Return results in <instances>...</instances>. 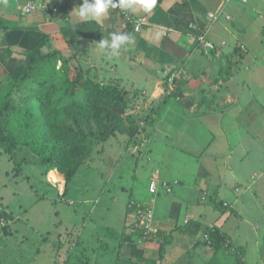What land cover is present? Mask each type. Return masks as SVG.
Wrapping results in <instances>:
<instances>
[{
	"label": "crops",
	"instance_id": "0c3cea01",
	"mask_svg": "<svg viewBox=\"0 0 264 264\" xmlns=\"http://www.w3.org/2000/svg\"><path fill=\"white\" fill-rule=\"evenodd\" d=\"M29 2L38 6L33 13L25 14L23 8ZM234 2L242 6L239 8ZM79 6L81 0H1L0 19L5 20L13 30L0 31V43L4 47L10 46V52L12 46L18 50L26 48V44L43 50L49 39L55 40L57 37L70 44L71 49L76 48V51L85 46L83 49L86 51L84 56L87 62L95 60L94 63L99 65L102 61L105 63L106 59L112 64L119 63L117 71L120 75V89L126 92L128 105L136 107L132 110L126 109L127 115L135 119L141 109V106H137V102L143 97L135 91L130 93L134 101L129 100L130 89L125 87H128L129 80L136 82L140 74L142 80L137 83L139 87L132 88L142 90V94L147 97L142 108L144 111L150 108L149 122L154 121L153 114H156L158 120L161 109L166 118L177 113L176 119L170 118L167 123L174 121L173 126L178 127L179 131H168L166 125L164 131L154 130L155 145L146 149L145 126L137 133L136 144H131L133 155L139 151L138 149L142 151L145 149L142 155L146 152L151 153V149L158 153L155 148L160 136L180 135L177 143L172 141L170 144L172 149L159 153L163 176L160 175V169L157 167L156 173L152 172L149 180L150 184L153 177L158 179L156 193L149 191L148 198H130L124 205L126 219L127 217L134 219V213L128 210L129 204L149 206L152 214V229L158 232V237L150 242L151 244H136L139 240L135 239L131 234L132 229L129 230L127 226L131 244L128 246L119 242L117 248L123 249V256L133 257L137 261L142 260L145 264H235V261L247 264L243 256L244 248L231 241L223 226L217 227L221 221L227 222L235 218L237 215L233 212L243 209L241 203H247L245 211H255L250 205L253 207L256 203V194L248 183V175L245 179L240 169L247 157V150L239 143L233 146L230 142L232 139L230 135L240 137L236 130L237 124L234 126L235 131L230 132L222 131L219 126L223 143L228 150L223 154L224 150L220 146L213 151L219 154L210 155L208 152L214 146L215 139L213 133L206 129L204 119L207 108H211L214 112H229L233 110L234 105H240L242 99L228 92L232 89L230 85L234 83L233 76L225 83L214 80L218 78L220 64L225 61L224 57H228L229 61L234 63L235 61L242 63L252 72L255 70L252 67L254 56L239 41V33L246 34V31L257 22L263 24L259 33L264 32V0H249L247 3L235 0H156V6L151 12H144L140 7L125 11L120 7L110 6L106 15L93 20L82 19L73 12ZM209 15H216L217 19L212 21L208 18ZM138 17H143L144 23L136 31L131 21ZM114 32L130 35L134 40L122 47L119 55L111 58L107 56L103 60L101 56L106 54L97 43L102 39L110 40ZM199 38H203V41L200 42ZM80 39L86 42H81ZM253 41L264 42V36L257 34L253 37ZM206 43L212 48H207ZM238 57H240L239 61ZM260 60H264V57ZM259 68L264 69L261 65ZM109 70L112 71L113 68ZM100 72L106 74L103 70ZM170 74L177 79L175 82L167 81L165 84V77ZM224 84L228 86L224 88ZM205 90L208 92H204ZM154 103L155 105L152 106ZM257 112L264 114V108H260ZM153 132L148 133L149 136L153 135ZM244 133L263 147V161H261L263 169L259 172L261 176L264 174V128L256 132L244 131ZM203 147H207V150L202 151ZM128 150L129 148H126L125 151ZM235 152L239 155L236 161H234ZM8 168V165L1 166L0 174L7 176ZM53 172L57 173L58 181H51L47 174L45 181L52 188L56 187L59 195L63 194L67 186L65 179L56 170L50 171L49 174ZM162 186L168 187L169 192H165ZM160 192L163 196H167V200H160L166 206V210L161 212L158 210L155 214V205L158 201L155 196ZM218 202L221 203V207L217 205ZM99 204L100 202L94 207L92 214L102 210ZM2 209L4 211L0 217L9 219L11 211ZM105 210L107 213L110 212L108 208ZM126 224L125 220L124 228ZM207 227L220 228L221 233L228 239V244L214 254L205 245L202 237L203 229ZM259 231H261L259 238L264 241V222L254 230V232ZM74 232L75 238H81L84 231L80 232L75 227ZM253 237L257 244L258 234L254 233ZM170 238L172 242H169ZM77 243L63 247L53 242L45 247L40 245L35 256L37 260L26 262L27 264H62L64 261L63 258L61 259L62 248L66 249L64 253L77 250V253L84 252L85 256L90 258L85 247H79ZM160 244H162V256L161 261H158ZM113 245L115 246L116 243ZM18 246L19 250H23L22 246ZM126 247L129 251H126ZM262 252L264 247L258 253ZM2 254L8 257V253L2 252ZM50 254L54 261L50 259ZM4 255L2 258L0 255L3 264L19 263L18 259H6ZM19 255L23 256V253Z\"/></svg>",
	"mask_w": 264,
	"mask_h": 264
},
{
	"label": "rangeland",
	"instance_id": "374dc122",
	"mask_svg": "<svg viewBox=\"0 0 264 264\" xmlns=\"http://www.w3.org/2000/svg\"><path fill=\"white\" fill-rule=\"evenodd\" d=\"M236 5L239 8L242 6L239 3H236ZM262 25L261 22H257L246 31V34L239 33V41L254 56L252 67L255 69L252 72L240 62L234 64L232 70L234 83L230 85L232 89H229L228 92L242 99L240 105H234L233 110L229 112H214L211 108H207L204 119L206 129L213 133L215 139L214 146L208 152L210 155L219 154L213 151L220 146L224 150L223 154H226L228 150V147L223 143L219 126H221L222 131L230 132L235 131L234 126L237 124L236 130H238L240 137L230 135L232 138L230 142L233 146L239 143L247 150V157L240 169L245 179L248 175V183L256 194V203L253 204V207L250 205L251 209H255V211H245L247 203H241L243 209L233 212L234 215H237L235 218L217 224V227H224L226 234L234 244L241 245L244 248L243 256L247 264H264V258H262L264 252L258 253L264 247V241L259 238L261 231L254 232L255 228L264 222V174L259 175V172L263 169L261 163L263 161V147L254 138L244 133V131L256 132L264 128V114L257 112L260 108H264V69L259 68L260 65L264 67V60H260L261 57H264V42H252L255 35L264 36V32L259 33ZM51 39L45 43L43 50L37 48V52L34 54L52 53L61 55L69 59V63L73 65L74 69L78 67L84 72L95 76L99 82L115 85L120 89V75L117 71L119 63L112 64L110 60L107 61L105 59L107 55L101 56V59H105V63L102 61L99 65H96L95 60L87 62L84 56L86 51L83 49L85 46L76 51V48L71 49L70 44L63 42L58 37L55 40ZM80 40L86 42V40ZM68 41L70 42L69 39ZM90 43L92 44V42ZM8 49H10V46ZM1 52L4 51L0 50V79L5 82L2 93H8L11 96L10 108L6 112L7 115H10L16 111L15 108L13 110L14 106L20 107L23 105L24 95L23 90L19 89L18 86L10 85L9 81L19 79L29 67H34L37 64L38 55L29 57L30 52L26 48L17 50L15 46H12L9 58L3 61L1 60ZM103 53L105 54V52ZM239 60L240 57H238ZM61 66L62 62L59 60L56 67L60 69ZM112 68L113 70L110 71L109 69ZM102 70L106 74L101 73ZM113 71L115 73H112ZM141 77L140 74L139 78H136V82L129 80L128 87H125L130 89L128 91L129 100L134 101L132 100L133 95L131 96L130 93L135 91L143 97L137 102V106H141V109L135 116V123L138 130L146 126L144 145L146 149H149V146L153 148L155 145L154 130L164 131L165 125L168 131L177 132L179 129L173 126L174 121L167 123L170 118L172 120L176 119L177 113L166 118L163 116L162 109L159 112L158 120L156 114H153L152 119L154 121L149 122L151 116L148 109L150 108L148 107L146 111L142 108L147 97L142 94V90L132 88L133 86L139 87L137 83L142 80ZM169 82H171V79L168 80ZM227 86V84H224V88ZM120 90L124 91L123 89ZM204 92H208V90ZM249 104L254 106L250 107ZM154 105L155 103L152 106ZM134 107L127 105L126 109L132 110ZM214 127H217V129H214ZM152 132L153 135L149 136L148 133ZM136 136L130 140L131 142H127L125 136L116 135L100 144L93 150L89 160L71 178L66 186L65 193L60 195L56 187L52 188L45 181V176L41 174L43 169L39 165H22V172L14 177L12 172L14 170L13 162L9 160L8 155L0 150V168L3 165L9 167L7 176L0 174V206L1 209L6 208L13 213V216L10 214L12 219L8 221V226L5 225L7 227L6 233L0 232V242L5 244V247L12 254V256H5V258L18 259V264H27L26 261L34 262L37 260L35 256L38 254L40 245L45 247L51 242L57 243L60 239L67 240L73 229L77 227L80 232H84L83 236L81 238L77 237L76 241L79 247H85L91 258V263L95 261L100 264H145L142 260L137 261L133 257L123 256V249L117 248L119 242H123L124 245L128 246L131 244L129 242L130 236H128L129 231L124 228V222L127 221L126 225L130 230L134 224V219L128 217L126 219L127 214H125L124 205L130 198L150 197L149 180L152 172L156 173V168L159 167L160 175H162L159 153L163 150L172 149L170 144L172 141L177 143L180 135L160 136L157 141L158 145L155 148L158 153L151 149V153L146 152L142 155L145 149L143 151L138 149L139 151L133 155V146L128 144H136ZM126 148H129V150L125 151ZM203 150H207V147H203ZM238 156L235 152L234 161L237 160ZM49 172H47V175L50 176ZM254 173L255 177L253 178ZM114 198L115 201H113ZM155 198L158 199L156 205L154 203L155 214L158 210L159 212L166 210V206L160 200H167V196H163L160 192ZM98 202H100L99 208L102 210L92 214ZM105 208H108L110 212L107 213ZM2 217L0 219H3ZM124 232H127V234ZM254 233L258 234L257 244L253 237ZM171 240L170 238L169 242H172ZM114 243H116L115 246ZM140 243L142 241H136V244ZM18 245L22 246L23 250H19ZM62 250L64 255L66 249L62 248ZM126 251H129L127 247ZM20 253H23V256H20ZM0 255L2 258V252H0ZM50 256V259L54 261L53 256L51 254ZM0 264H3L2 260H0Z\"/></svg>",
	"mask_w": 264,
	"mask_h": 264
},
{
	"label": "trees",
	"instance_id": "16d2710c",
	"mask_svg": "<svg viewBox=\"0 0 264 264\" xmlns=\"http://www.w3.org/2000/svg\"><path fill=\"white\" fill-rule=\"evenodd\" d=\"M7 30L13 28L0 19V31ZM0 47L4 49L1 60L6 61L11 53L9 46L4 47L0 43ZM36 49L26 44L29 57L35 55ZM37 55L34 67H29L19 79L9 81L10 85L23 90L24 95L23 105L14 106L13 110L15 108L16 111L10 115L6 112L10 108L11 96L2 93L5 82L0 79V150L13 162L14 177L22 172V165H39L43 169L41 174L46 176L47 172L56 170L67 185L100 144L116 135L125 136L127 142H131L139 130L135 119L126 114V92L114 85L99 82L95 76L78 67L74 69L69 59L61 55ZM224 58L225 63L220 64L215 82L225 83L234 75L232 70L237 61L234 63L228 57ZM59 60L62 68L57 69ZM169 79L175 82L177 77L167 75L165 84ZM49 177L59 178L56 172L50 173ZM162 188L169 192L168 187ZM218 203L221 207V203ZM2 211L0 206V214ZM10 214L13 216V213ZM11 219H0V232L7 231L5 225L8 226ZM131 229V234L142 243L151 244L158 237V232H148L135 225ZM74 230L67 240L57 241L60 247L77 243ZM202 237L212 254L228 244L227 237L215 227L203 229ZM0 245V251H9L5 244L0 242ZM158 250V261H161L162 244ZM9 255L12 256L11 251ZM62 258V264H99L94 261L91 263V258L85 256L84 252L77 253V250L65 252ZM235 264L241 263L235 261Z\"/></svg>",
	"mask_w": 264,
	"mask_h": 264
},
{
	"label": "clouds",
	"instance_id": "9594fccd",
	"mask_svg": "<svg viewBox=\"0 0 264 264\" xmlns=\"http://www.w3.org/2000/svg\"><path fill=\"white\" fill-rule=\"evenodd\" d=\"M110 6L112 8L120 7L125 11L140 7L144 12H151L156 6V0H81V6L75 8L73 12H76L82 19L93 20L106 15ZM133 40L134 38L130 35L114 32L111 34L110 40L102 39L97 44L111 58L119 55L120 49Z\"/></svg>",
	"mask_w": 264,
	"mask_h": 264
},
{
	"label": "built area",
	"instance_id": "2783aa9c",
	"mask_svg": "<svg viewBox=\"0 0 264 264\" xmlns=\"http://www.w3.org/2000/svg\"><path fill=\"white\" fill-rule=\"evenodd\" d=\"M226 1H231V0H226ZM239 1L241 3H246L247 0H235ZM38 5L34 4L33 2H29L24 8H23V13H33ZM212 21L217 19V16L215 15H209L208 17ZM132 24L135 26V30L138 31L140 27L144 23V18L143 17H138V18H133L132 19ZM200 42L203 41V38H199ZM207 48H212V46L208 43L205 44ZM157 186H158V179L156 177H153L150 181L149 184V189L150 192L156 193L157 191ZM165 188V187H164ZM128 210L132 211L134 213V225L136 228L139 229H144L148 232H152V214L149 206L143 205V204H129Z\"/></svg>",
	"mask_w": 264,
	"mask_h": 264
},
{
	"label": "bare ground",
	"instance_id": "6f19581e",
	"mask_svg": "<svg viewBox=\"0 0 264 264\" xmlns=\"http://www.w3.org/2000/svg\"><path fill=\"white\" fill-rule=\"evenodd\" d=\"M51 181H58V178L56 177H49Z\"/></svg>",
	"mask_w": 264,
	"mask_h": 264
}]
</instances>
